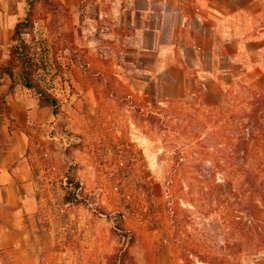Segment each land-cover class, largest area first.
Listing matches in <instances>:
<instances>
[{
	"label": "rangeland",
	"instance_id": "374dc122",
	"mask_svg": "<svg viewBox=\"0 0 264 264\" xmlns=\"http://www.w3.org/2000/svg\"><path fill=\"white\" fill-rule=\"evenodd\" d=\"M17 2L0 0V14L20 20ZM74 22L62 8L53 24L37 6L24 33L36 77L59 104L21 128L46 234L42 263L111 264L126 251L121 264H264V84H238L211 104L170 98L110 57L107 43L74 44ZM9 36L0 25V63ZM8 85L0 76L6 102L36 101Z\"/></svg>",
	"mask_w": 264,
	"mask_h": 264
},
{
	"label": "crops",
	"instance_id": "0c3cea01",
	"mask_svg": "<svg viewBox=\"0 0 264 264\" xmlns=\"http://www.w3.org/2000/svg\"><path fill=\"white\" fill-rule=\"evenodd\" d=\"M59 2L75 18L74 44L107 43L110 57H119L125 69L135 64L167 97L211 104L238 84H264V33L255 28L259 0ZM17 16L1 13V27L11 34ZM7 103L14 122L0 121V264H43L46 234L32 206L34 172L21 128L48 108L37 99Z\"/></svg>",
	"mask_w": 264,
	"mask_h": 264
},
{
	"label": "trees",
	"instance_id": "16d2710c",
	"mask_svg": "<svg viewBox=\"0 0 264 264\" xmlns=\"http://www.w3.org/2000/svg\"><path fill=\"white\" fill-rule=\"evenodd\" d=\"M24 2L25 13L24 16L14 24L11 30L9 36L10 45L7 48L5 59L0 63V76L5 75L8 78V92H11L15 86L19 84L36 95L37 105L39 107H46L55 115L58 113V100L38 81L36 77L38 68L37 63L30 53V45L25 41L24 33L33 27L34 13L37 6L46 9L50 13V22L53 24L57 21L60 10L65 7L59 0H24ZM71 35L73 36L72 33ZM64 46L71 52V60H74L76 54L75 45L65 39ZM260 99L262 98L258 100L260 101ZM259 101L256 103L258 104ZM259 104L260 107L264 106L261 103ZM0 106L5 108V117L9 122L13 123V118L10 115V106L6 102L3 94H0ZM68 172L70 173V169ZM71 182L72 181H69V183ZM73 185V191H76L79 186L77 183ZM118 228L122 229L120 223H118ZM128 256L126 251L116 252L110 257L111 264H121Z\"/></svg>",
	"mask_w": 264,
	"mask_h": 264
}]
</instances>
